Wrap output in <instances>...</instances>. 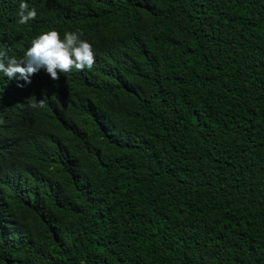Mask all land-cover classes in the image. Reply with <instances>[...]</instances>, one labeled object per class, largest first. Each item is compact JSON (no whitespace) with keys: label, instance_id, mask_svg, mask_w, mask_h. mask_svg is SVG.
I'll use <instances>...</instances> for the list:
<instances>
[{"label":"trees","instance_id":"obj_1","mask_svg":"<svg viewBox=\"0 0 264 264\" xmlns=\"http://www.w3.org/2000/svg\"><path fill=\"white\" fill-rule=\"evenodd\" d=\"M20 2L95 65L0 73V264H264V0Z\"/></svg>","mask_w":264,"mask_h":264},{"label":"clouds","instance_id":"obj_2","mask_svg":"<svg viewBox=\"0 0 264 264\" xmlns=\"http://www.w3.org/2000/svg\"><path fill=\"white\" fill-rule=\"evenodd\" d=\"M19 23L27 24L37 16L35 8H29L25 0H21L18 10ZM80 31L65 32L61 38L60 32L55 29L38 34L26 50L22 59L11 57L4 48H0V73L9 80L17 78L24 84L17 87L23 88L30 84L31 77L41 69L53 81H58L61 74L70 73L73 70H92L95 65L94 49L90 42L81 39ZM33 108L43 107L44 101L38 103L33 100L30 105ZM0 123L3 119L0 118Z\"/></svg>","mask_w":264,"mask_h":264}]
</instances>
